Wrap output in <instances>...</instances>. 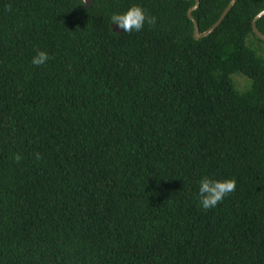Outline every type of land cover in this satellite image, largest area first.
<instances>
[{"label":"trees","instance_id":"1","mask_svg":"<svg viewBox=\"0 0 264 264\" xmlns=\"http://www.w3.org/2000/svg\"><path fill=\"white\" fill-rule=\"evenodd\" d=\"M194 4L0 0V264H264V0Z\"/></svg>","mask_w":264,"mask_h":264},{"label":"clouds","instance_id":"2","mask_svg":"<svg viewBox=\"0 0 264 264\" xmlns=\"http://www.w3.org/2000/svg\"><path fill=\"white\" fill-rule=\"evenodd\" d=\"M111 21L113 24H118L124 32L138 31L144 26L145 14L140 7L133 6L122 14H113ZM49 59L46 51H38L31 63L38 68L46 65ZM15 159L18 161L20 157L16 156ZM37 159H39L38 155ZM235 187V180L232 179L214 180L207 176L202 177L199 182L198 203L205 210L215 208L225 196L235 191Z\"/></svg>","mask_w":264,"mask_h":264},{"label":"water","instance_id":"3","mask_svg":"<svg viewBox=\"0 0 264 264\" xmlns=\"http://www.w3.org/2000/svg\"><path fill=\"white\" fill-rule=\"evenodd\" d=\"M82 1L85 3L86 8H89L93 2V0H82ZM237 1L238 0H230V2L228 3L226 8L220 15L219 19L211 27H209L205 32L200 33L199 28H198V23L196 22V20L194 19L192 15L193 10H195L199 6V0H195V4L188 9V17L193 22L194 37L200 38V37H203L213 32L221 24L225 16L228 14V12L231 10V8L235 5ZM262 16H264V9L261 10L259 13H257L255 17L253 18L252 29H253V32L257 35V37H259L261 40L264 41V34H262L256 27L257 20H259ZM112 29L116 33L123 32V30L118 27V24H113Z\"/></svg>","mask_w":264,"mask_h":264},{"label":"rangeland","instance_id":"4","mask_svg":"<svg viewBox=\"0 0 264 264\" xmlns=\"http://www.w3.org/2000/svg\"><path fill=\"white\" fill-rule=\"evenodd\" d=\"M233 81L239 91H245L250 87V79L241 73L232 74Z\"/></svg>","mask_w":264,"mask_h":264}]
</instances>
